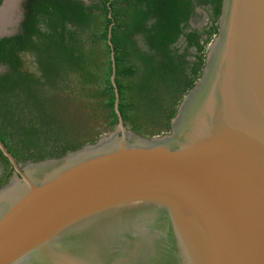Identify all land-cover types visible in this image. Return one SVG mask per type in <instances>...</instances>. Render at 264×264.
Instances as JSON below:
<instances>
[{"label": "water", "instance_id": "obj_1", "mask_svg": "<svg viewBox=\"0 0 264 264\" xmlns=\"http://www.w3.org/2000/svg\"><path fill=\"white\" fill-rule=\"evenodd\" d=\"M218 26L169 133L124 123L109 33L111 133L24 164L0 140V264H264V0Z\"/></svg>", "mask_w": 264, "mask_h": 264}, {"label": "trees", "instance_id": "obj_2", "mask_svg": "<svg viewBox=\"0 0 264 264\" xmlns=\"http://www.w3.org/2000/svg\"><path fill=\"white\" fill-rule=\"evenodd\" d=\"M221 6L222 0H26L19 31L0 38V140L24 164L61 157L112 132L109 33L124 123L143 137L169 133L202 74ZM197 7L207 8L210 22L201 31L189 26ZM0 165L1 187L13 172L1 151Z\"/></svg>", "mask_w": 264, "mask_h": 264}, {"label": "rangeland", "instance_id": "obj_3", "mask_svg": "<svg viewBox=\"0 0 264 264\" xmlns=\"http://www.w3.org/2000/svg\"><path fill=\"white\" fill-rule=\"evenodd\" d=\"M83 1L88 3L90 0H83ZM193 15L194 16L192 19V23L191 25H189L192 29L203 30V29H206L210 25L207 8L197 7L194 10ZM20 16H21V0H6L1 9L0 35L6 36V35L14 33V31L16 30L18 21L20 20ZM214 39L215 37L212 39V41ZM182 44H183V41L181 39V42L177 46H182ZM190 52L194 54L195 51L191 49ZM189 59L193 60L192 57H189ZM4 70H5V67L0 66V73L3 72ZM5 173L6 172L4 171V168L0 165V180L3 178Z\"/></svg>", "mask_w": 264, "mask_h": 264}, {"label": "flooded vegetation", "instance_id": "obj_4", "mask_svg": "<svg viewBox=\"0 0 264 264\" xmlns=\"http://www.w3.org/2000/svg\"><path fill=\"white\" fill-rule=\"evenodd\" d=\"M26 0H21V16H20V20L18 21V24L16 26V30L14 31V33L6 35V36H11L16 34L19 31L20 28V24L23 21L24 18V14H25V9L23 7V4L25 3ZM199 30V29H197ZM201 31V30H200ZM4 37V36H3ZM26 62H25V66L30 70L33 71L35 69V66L31 63V57L29 55L25 56Z\"/></svg>", "mask_w": 264, "mask_h": 264}]
</instances>
